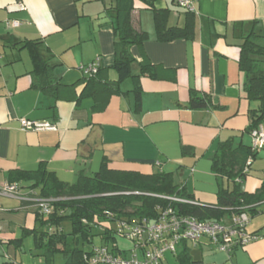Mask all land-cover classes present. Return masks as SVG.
Returning <instances> with one entry per match:
<instances>
[{"label":"crops","instance_id":"0c3cea01","mask_svg":"<svg viewBox=\"0 0 264 264\" xmlns=\"http://www.w3.org/2000/svg\"><path fill=\"white\" fill-rule=\"evenodd\" d=\"M18 1L0 0V187L10 181L21 186L20 195L0 194V264H47L35 233L25 234L38 226L30 198L41 188L17 179V171L44 165L74 183L79 173L93 175L106 161L119 170L170 173L205 205L218 204L221 187L233 189L237 182L253 193L262 185L264 148L240 182L218 174L213 156L221 143L239 150L252 144L250 112L259 102L248 97L240 45L252 29L264 34V0H192L194 36L172 41L157 38L154 10L137 1L134 24L149 39L130 48L132 70L139 73L145 59L156 66L155 77L142 75L139 110L132 77L120 80L114 67L115 0H26L24 10ZM157 7L167 9L169 26H185L192 13L177 0H161ZM13 20L20 24L9 27ZM25 40L39 42L54 65L62 84L57 99L33 86L31 55L20 47ZM98 57L95 91L80 98L86 86L80 66ZM193 94H209L211 106L190 108ZM21 118L55 128L24 130ZM258 208L246 227L257 240L228 252L207 237L184 241L176 253L165 254L164 264H264V202ZM123 248L130 254L132 243Z\"/></svg>","mask_w":264,"mask_h":264},{"label":"trees","instance_id":"16d2710c","mask_svg":"<svg viewBox=\"0 0 264 264\" xmlns=\"http://www.w3.org/2000/svg\"><path fill=\"white\" fill-rule=\"evenodd\" d=\"M137 1L154 10L157 38L161 41L193 38L194 14L187 13L188 21L185 26H169L166 19L167 9L157 7V2L161 0H115L113 8L117 40L114 67L119 73L120 80L132 77L136 109L139 110L142 103V75L155 77L156 66L145 59L141 63L139 73L135 74L132 70L135 59L130 48L133 45H141L149 39V33L134 24ZM262 37L264 34L260 30L252 29L240 45L239 66L246 76L248 97L259 102L258 108L250 112L249 132L264 121ZM38 45L37 41L25 40L20 46L27 48L31 55L32 72L37 76L33 86L57 99L62 84L54 73V65L45 59ZM101 69L100 67L98 72L91 76L84 75L86 86L80 98L94 93ZM211 104L209 94L202 96L193 94L189 107L208 109ZM255 154L251 146L239 150L234 149L229 143H221L213 156V168L221 176L240 182L247 174L243 171L249 157H255ZM14 173L18 175L17 179L33 181L32 187L41 188L40 194L36 193V196L56 198L50 215L44 217L36 209L38 226L25 232V234L35 233L36 248L46 257L47 264H55L54 257L58 253L63 255L62 264H87L86 256L92 254L96 245L115 246L118 240L114 236L115 218L154 220L159 215L158 207L171 206L177 213L195 216L200 220L228 221L236 213L245 212L250 216L260 212L258 206L264 202V179L262 185L253 193L243 190L237 182L233 189L221 187L218 204L205 205L164 198L176 196L192 200L185 187L175 184L174 177L170 173L144 174L134 170H119L108 167L106 161L93 175L79 173L74 183L60 180L44 165L36 170ZM109 213L115 217H109ZM66 221L71 222L70 233L65 232ZM94 230L98 231V234H94ZM97 236L100 237L99 244H95ZM188 256L185 255L187 261H189Z\"/></svg>","mask_w":264,"mask_h":264},{"label":"built area","instance_id":"2783aa9c","mask_svg":"<svg viewBox=\"0 0 264 264\" xmlns=\"http://www.w3.org/2000/svg\"><path fill=\"white\" fill-rule=\"evenodd\" d=\"M26 0H19L17 6L20 10L27 8ZM178 5L188 11L195 12L192 0H177ZM9 27L20 24L18 20L8 21ZM101 67V58L80 66L84 75L91 76ZM20 123L24 130L54 129L55 125L48 121H34L21 118ZM251 149L257 153L264 148V124L253 128ZM253 157H249L244 173L249 171ZM21 193L18 183L7 182L0 187V194L17 196ZM183 203H197L191 199L168 197ZM39 214L46 217L54 209L56 198L39 197L35 194L30 198ZM159 215L156 219H127L115 218L114 236L122 237L132 243V252L128 254L117 243L115 246L96 245L92 254L86 256L87 264H164L167 252L176 253L178 246L184 241L198 242L207 237L222 251H231L235 246L245 245L259 238L257 233H249L246 227L250 217L245 212L236 213L228 221L200 220L195 216L177 213L171 206L158 207ZM109 217H115L112 213Z\"/></svg>","mask_w":264,"mask_h":264},{"label":"rangeland","instance_id":"374dc122","mask_svg":"<svg viewBox=\"0 0 264 264\" xmlns=\"http://www.w3.org/2000/svg\"><path fill=\"white\" fill-rule=\"evenodd\" d=\"M251 219H254V218H251ZM65 232L67 233H70L72 231V226H71V222L70 221H66L65 224ZM94 234H98V231L94 230L93 231ZM126 240L122 237H118V242L120 244V246L122 245V248H123V244H126L127 241L125 242ZM100 242V237H96V243L95 244H99ZM54 262L55 264H62L63 263V255L62 254H57L55 255L54 257Z\"/></svg>","mask_w":264,"mask_h":264}]
</instances>
